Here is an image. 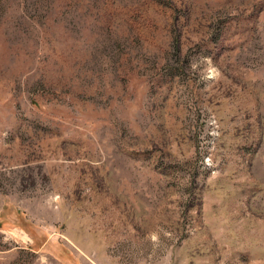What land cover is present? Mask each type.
<instances>
[{
	"label": "rangeland",
	"instance_id": "374dc122",
	"mask_svg": "<svg viewBox=\"0 0 264 264\" xmlns=\"http://www.w3.org/2000/svg\"><path fill=\"white\" fill-rule=\"evenodd\" d=\"M0 264H264V0H0Z\"/></svg>",
	"mask_w": 264,
	"mask_h": 264
},
{
	"label": "trees",
	"instance_id": "16d2710c",
	"mask_svg": "<svg viewBox=\"0 0 264 264\" xmlns=\"http://www.w3.org/2000/svg\"><path fill=\"white\" fill-rule=\"evenodd\" d=\"M30 1H32V0H25V3H28ZM41 1L44 2L45 0H34V4H36V3L39 4Z\"/></svg>",
	"mask_w": 264,
	"mask_h": 264
}]
</instances>
